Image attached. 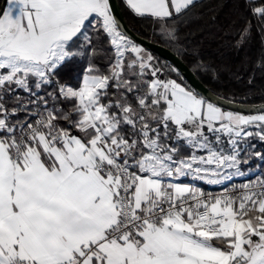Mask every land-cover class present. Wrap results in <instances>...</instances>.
Segmentation results:
<instances>
[{
  "label": "snow or ice",
  "instance_id": "obj_1",
  "mask_svg": "<svg viewBox=\"0 0 264 264\" xmlns=\"http://www.w3.org/2000/svg\"><path fill=\"white\" fill-rule=\"evenodd\" d=\"M0 264H264V0H0Z\"/></svg>",
  "mask_w": 264,
  "mask_h": 264
},
{
  "label": "water",
  "instance_id": "obj_2",
  "mask_svg": "<svg viewBox=\"0 0 264 264\" xmlns=\"http://www.w3.org/2000/svg\"><path fill=\"white\" fill-rule=\"evenodd\" d=\"M156 53L157 55H160L163 58H169V59H175V56L173 53L168 51L165 47L158 45L156 47ZM179 63V61H177ZM180 68L184 71L185 75L191 80L192 79V73L191 70L188 68L186 64H180ZM197 81L193 80V83H196Z\"/></svg>",
  "mask_w": 264,
  "mask_h": 264
},
{
  "label": "trees",
  "instance_id": "obj_3",
  "mask_svg": "<svg viewBox=\"0 0 264 264\" xmlns=\"http://www.w3.org/2000/svg\"><path fill=\"white\" fill-rule=\"evenodd\" d=\"M162 46V45H161ZM164 47V46H163ZM188 66V68L191 70V66L190 65H187Z\"/></svg>",
  "mask_w": 264,
  "mask_h": 264
}]
</instances>
